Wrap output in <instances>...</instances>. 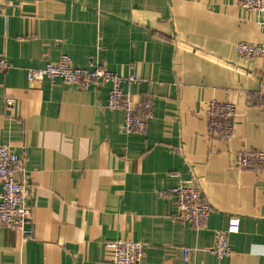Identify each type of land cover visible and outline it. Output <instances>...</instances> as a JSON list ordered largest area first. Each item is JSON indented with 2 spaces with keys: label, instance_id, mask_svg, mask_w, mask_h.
Wrapping results in <instances>:
<instances>
[{
  "label": "crops",
  "instance_id": "obj_1",
  "mask_svg": "<svg viewBox=\"0 0 264 264\" xmlns=\"http://www.w3.org/2000/svg\"><path fill=\"white\" fill-rule=\"evenodd\" d=\"M239 1L0 0V145L25 162L33 223L31 237L0 225V264H113L115 240L142 242V264H264V168L236 166L264 152V60L236 52L264 43V13ZM64 55L136 76L124 91L151 98L146 134L125 133L109 85L28 81ZM212 102L236 107L229 140L208 134ZM191 179L213 209L203 228L181 222L169 194ZM232 220L218 260L215 233Z\"/></svg>",
  "mask_w": 264,
  "mask_h": 264
},
{
  "label": "built area",
  "instance_id": "obj_2",
  "mask_svg": "<svg viewBox=\"0 0 264 264\" xmlns=\"http://www.w3.org/2000/svg\"><path fill=\"white\" fill-rule=\"evenodd\" d=\"M239 5L248 12L264 13V0H240ZM264 35V19L261 21ZM238 55L250 63L256 58L264 60V43L253 44L240 42L236 46ZM8 68V63L0 59V71ZM27 79L31 84H41L44 79L52 82L60 81L67 86H76L80 90L109 85L107 108L121 110L124 113V131L127 134L145 135L152 118V100L141 97L134 101L124 91L125 85L139 83L134 75H119L111 72L96 61H91L87 67L74 64L69 56H62L57 63L49 62L44 68L28 70ZM260 107L264 108V89L258 95ZM17 102L8 97L6 107L14 109ZM208 134L218 140H229L235 135L236 107L229 102H212L208 107ZM237 168H264V152L243 151L237 157ZM28 182L25 162L8 146L0 145V225L9 230L21 232L25 237H31L32 217L28 205ZM177 203V217L183 223L196 228H203L208 222L212 207L204 199L201 189L195 179L181 181L169 190ZM240 226L232 220L225 230L215 233V247L210 250L218 260L231 255L232 250L229 236L238 233ZM113 250V264H142L144 258V244L133 240H115L108 242ZM190 249L184 250V257L188 259Z\"/></svg>",
  "mask_w": 264,
  "mask_h": 264
}]
</instances>
